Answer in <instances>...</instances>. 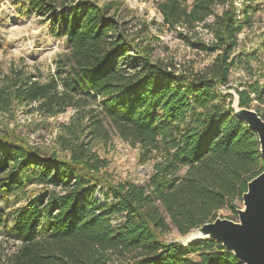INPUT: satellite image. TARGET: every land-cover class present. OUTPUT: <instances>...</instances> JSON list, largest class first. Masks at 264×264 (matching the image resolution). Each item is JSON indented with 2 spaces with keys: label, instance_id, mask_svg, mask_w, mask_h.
<instances>
[{
  "label": "trees",
  "instance_id": "trees-1",
  "mask_svg": "<svg viewBox=\"0 0 264 264\" xmlns=\"http://www.w3.org/2000/svg\"><path fill=\"white\" fill-rule=\"evenodd\" d=\"M251 2L156 3L179 40L215 55L194 73L153 60L142 30L109 13L113 3L13 0L21 13L49 20L69 49L45 82L11 71L0 83V114L33 103L41 117L74 114L58 136L63 158L0 131V198L32 177L51 188L15 211L16 245L10 253L0 247V264H241L216 241L181 246L159 237L171 228L187 235L224 208L234 214V202L264 170L256 135L234 116L232 100L226 103L232 96L219 90L240 62L232 54L254 12ZM242 87L235 90L240 107L255 104L264 120V83ZM109 129L137 146L143 161L157 160L145 185L109 179L107 161L89 147L108 141ZM103 188L109 199L101 201Z\"/></svg>",
  "mask_w": 264,
  "mask_h": 264
},
{
  "label": "rangeland",
  "instance_id": "rangeland-1",
  "mask_svg": "<svg viewBox=\"0 0 264 264\" xmlns=\"http://www.w3.org/2000/svg\"><path fill=\"white\" fill-rule=\"evenodd\" d=\"M104 0H100L102 3ZM113 3L110 14L115 13L122 21L128 22L133 31L142 30V45L153 48V60L174 65L178 70L200 73L209 67L215 55H207L187 47L176 36V30L169 29L162 23V16L156 9V3L164 0H105ZM191 0H187L190 2ZM254 12L250 13V22L237 37V46L232 54L241 55L240 62L230 70L228 84L220 87V92L229 94L235 100V90H242L246 83L255 80L264 83V0H252ZM204 42L211 38L205 30L197 29ZM66 38L57 27L37 12L21 13L13 0L0 4V83L11 71H19L39 82L47 81L54 74V62L57 57L68 51ZM232 104V103H231ZM251 105V109H254ZM35 103L15 106L9 113L0 114V131H8L30 147H35L47 155L56 154L63 158V151L57 140L63 135L74 114L71 109L55 117H41L33 111ZM108 141H92L90 149L107 161L106 171L109 179L117 184L131 182L145 185L152 173L156 159L143 161L140 150L121 140L109 129ZM83 140V139H82ZM35 182L32 177L25 180L21 190L0 198V247L10 253L14 250L15 211L33 200L42 192L49 190ZM106 189H99L96 197L104 201ZM109 199V198H108ZM237 209L242 208V201L234 202ZM217 218L236 222L233 214L224 208L217 213ZM191 232V231H190ZM189 232V233H190ZM188 233V234H189ZM176 230L161 235L160 240L185 246ZM182 242V243H181Z\"/></svg>",
  "mask_w": 264,
  "mask_h": 264
},
{
  "label": "water",
  "instance_id": "water-1",
  "mask_svg": "<svg viewBox=\"0 0 264 264\" xmlns=\"http://www.w3.org/2000/svg\"><path fill=\"white\" fill-rule=\"evenodd\" d=\"M231 104L234 116L253 132L264 160V120L251 108L240 107L235 95ZM242 208L236 222L215 218L193 230L185 246L201 241H216L241 264H264V170L252 178L241 196Z\"/></svg>",
  "mask_w": 264,
  "mask_h": 264
},
{
  "label": "bare ground",
  "instance_id": "bare-ground-1",
  "mask_svg": "<svg viewBox=\"0 0 264 264\" xmlns=\"http://www.w3.org/2000/svg\"><path fill=\"white\" fill-rule=\"evenodd\" d=\"M190 235H191V234H187V235L182 239V242H183V243H186V242L188 241V239H190ZM182 242H181V243H182Z\"/></svg>",
  "mask_w": 264,
  "mask_h": 264
}]
</instances>
